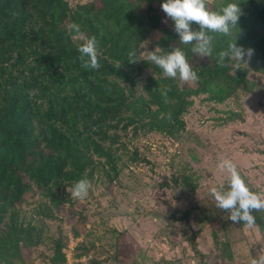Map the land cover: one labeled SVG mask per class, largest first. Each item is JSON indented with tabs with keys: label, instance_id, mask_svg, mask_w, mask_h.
Wrapping results in <instances>:
<instances>
[{
	"label": "trees",
	"instance_id": "16d2710c",
	"mask_svg": "<svg viewBox=\"0 0 264 264\" xmlns=\"http://www.w3.org/2000/svg\"><path fill=\"white\" fill-rule=\"evenodd\" d=\"M160 4L161 0H98L71 8L67 0H0V226L7 227L0 231V264H26L22 248L40 240V229L18 226L12 215L7 224L4 221L27 193L51 197L52 189L58 191L65 183L88 180L95 157L103 158L115 176L112 146L119 141L118 130L178 134L192 96L209 93L224 99L243 84V69L232 68L231 58L217 59L233 41L230 34L208 33L213 37L208 55L213 64L200 70L192 66L197 73L194 84L165 77L147 61L156 75L148 77L145 96L125 88L122 82L130 80L126 70L139 59L129 61V53L139 57L151 33L158 54L174 47L182 49L188 61L194 54L198 41L181 44L167 17L170 23L161 25ZM240 6L243 14L237 27L261 28L251 56L259 69L264 65V0H240ZM73 22L83 36L96 38L99 69L81 66V39H73L80 35L68 30ZM191 27L198 30L196 24ZM188 243L204 258L194 232ZM56 244L51 264L63 260L59 240ZM104 260L93 257L88 264Z\"/></svg>",
	"mask_w": 264,
	"mask_h": 264
},
{
	"label": "rangeland",
	"instance_id": "374dc122",
	"mask_svg": "<svg viewBox=\"0 0 264 264\" xmlns=\"http://www.w3.org/2000/svg\"><path fill=\"white\" fill-rule=\"evenodd\" d=\"M89 1L98 2L67 0L71 8ZM205 1L219 9L227 0ZM169 23L162 11L161 25ZM237 28L230 34L234 40L236 33L237 45L252 48L260 38L261 28ZM153 38L151 33L142 42L140 58L126 70L130 80L122 82L142 96L148 77L156 75L147 65L148 53L158 50ZM189 63L198 70L213 64L196 53ZM230 64L244 70L243 84L224 99L192 96L178 134L118 130L119 141L112 146L116 175L95 157L84 199L73 197L65 183L52 189L51 197L27 193L23 203L9 209L5 224L12 215L18 226L41 231L36 245L22 248L26 264H51L58 240L63 260L57 264H88L93 257L105 258L101 264H252L264 256V209L253 210L263 218L252 226L234 223L215 207L209 192L227 186V170L218 166L227 159L249 189L264 198V65L256 69L251 58H231ZM193 232L202 259L189 247Z\"/></svg>",
	"mask_w": 264,
	"mask_h": 264
},
{
	"label": "clouds",
	"instance_id": "9594fccd",
	"mask_svg": "<svg viewBox=\"0 0 264 264\" xmlns=\"http://www.w3.org/2000/svg\"><path fill=\"white\" fill-rule=\"evenodd\" d=\"M160 7L165 16L172 21L173 31L177 34L180 43L189 44L198 41L192 51L201 56H208L213 52V37L208 33L231 34V29L237 28L238 21L243 14L240 0H227L219 10H209L204 0H161ZM192 24L198 25V30L193 29ZM68 30L81 35V41L77 45L81 66L85 69H99L101 64L97 55L96 38L83 36L80 25L75 22L68 25ZM235 39L229 43L227 49L218 53V62H222L225 58H232L236 61L251 58L253 49L237 45ZM138 58L140 57L135 56L134 53H129V61H135ZM147 61L161 69L165 77L179 78L186 82L197 79V73L186 59L183 50L178 47L162 54L150 51ZM119 65L114 66L119 67ZM218 166L226 169L228 175L226 187L220 185L219 188H209L215 201V207L224 210L230 221L252 226L255 223L253 210L264 209V198L249 189L231 160L219 161ZM89 189L90 184L87 179L80 178L71 185L70 189L66 190L70 191L73 197L84 199ZM252 264H264V256L254 259Z\"/></svg>",
	"mask_w": 264,
	"mask_h": 264
}]
</instances>
